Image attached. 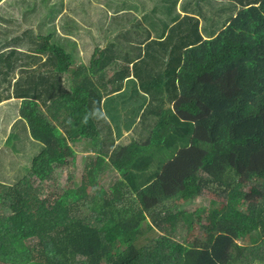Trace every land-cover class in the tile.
Here are the masks:
<instances>
[{
  "label": "trees",
  "instance_id": "obj_1",
  "mask_svg": "<svg viewBox=\"0 0 264 264\" xmlns=\"http://www.w3.org/2000/svg\"><path fill=\"white\" fill-rule=\"evenodd\" d=\"M175 4L161 9L172 10ZM191 4V27L186 29L191 37L179 42L180 52L168 62L148 53L137 61L153 73L148 78L157 87L138 90L129 79L131 95H118L126 102L134 99L131 107L137 111L149 101L144 117H130L128 107L124 119L113 115L115 97L104 107L113 125L105 131L108 137L112 130L120 136L121 126L128 130L127 125L138 124L140 133L145 130L144 143L126 149L129 158L118 166L127 182L123 186L139 204L137 220L121 226L126 241H137L154 228L160 235L139 250L129 246L112 255L105 234L115 228L109 209L122 198L106 195L110 180L104 178V167L95 159L84 160L79 187L60 185L57 171L67 164L66 157H74L67 138L95 140V127L102 132L106 123L93 116L95 109L100 112V97L68 88L64 74L70 59L57 48L62 59L44 74L43 58L33 57L32 75L26 78L30 90L14 97L0 93L2 102L16 99L19 105V115L4 127L5 139L0 140V264H264V0ZM161 30L157 36L163 38L166 31ZM39 52L43 56V47ZM162 81L168 91L159 92ZM158 151L167 160L146 183L138 182ZM96 158L102 161V156ZM32 179L40 184L33 187ZM208 183L226 186L224 203L210 204L206 231L186 245L177 240L192 216L186 207ZM91 202V212L82 216L79 209Z\"/></svg>",
  "mask_w": 264,
  "mask_h": 264
},
{
  "label": "crops",
  "instance_id": "obj_2",
  "mask_svg": "<svg viewBox=\"0 0 264 264\" xmlns=\"http://www.w3.org/2000/svg\"><path fill=\"white\" fill-rule=\"evenodd\" d=\"M174 1L0 0V93L8 92L14 97L15 92L30 90V83L26 78L32 75L33 57L43 58L44 74L46 70L55 66V60L62 59L61 54L60 56L56 54L57 48H60L67 59H70V66L64 74L68 88L87 92L94 96L95 100L100 97V112L95 109L93 116L98 115L106 123L102 132L99 131L101 126L95 127L94 130L99 132L95 140L67 138L68 145L73 150V158L77 157L84 164V160L89 163L95 159L104 167L105 179L113 178L118 183H127L123 179L124 173L118 166H121L127 157L126 149L144 143L145 130L140 133L143 127L137 122V125L132 127L127 125L128 130L121 126L120 136L117 137L116 132L112 130L113 133L108 137L105 131L110 132L109 125H113L105 116L104 107L108 98L115 97L113 103L110 102L113 115L118 114L124 119L125 107H128L133 113L130 117L135 116L137 121L144 117V108L149 101L137 111L136 107H131L134 105V99L126 102L122 95H118L123 93L131 95L129 93L132 91H129L126 82L129 79L135 80L138 90L157 87L152 85L148 78L153 73L139 66L137 61L148 53L151 59L168 62L169 59H173V54L180 52L181 40L183 39L184 44L186 39L190 40V31L188 30L186 37V29L191 27L192 0H176L175 8L172 10L161 9L162 6H168L169 2ZM201 26L202 19H199V27ZM161 29L166 31L163 38L157 36L162 33ZM52 45L55 47L49 48ZM41 47L43 56L41 52L37 53ZM134 70L138 71L141 80L134 78L136 73ZM159 74L161 79V72ZM163 82L159 83V92L169 90L168 85ZM170 88L172 91L171 85ZM0 97L2 140L5 139L4 127L9 122L12 124L19 115V105H16L18 104L16 99L2 102L4 96ZM76 113L80 115L79 110ZM137 126L139 129H134ZM106 137L107 141L102 144L101 141H105ZM98 144L103 146L100 148ZM141 152L142 149L140 155ZM156 153L159 155L153 159L151 169L147 168L143 176L137 177L138 182L146 183L150 174L157 173L164 160H167L162 157L160 151ZM100 156L102 161L96 158ZM171 156L172 154L169 155V159ZM63 186L66 189V185Z\"/></svg>",
  "mask_w": 264,
  "mask_h": 264
},
{
  "label": "rangeland",
  "instance_id": "obj_3",
  "mask_svg": "<svg viewBox=\"0 0 264 264\" xmlns=\"http://www.w3.org/2000/svg\"><path fill=\"white\" fill-rule=\"evenodd\" d=\"M75 158L76 159L66 157L65 160L67 161V164L59 167L62 170L57 171V173L59 174L58 178L60 181V185H66V189L68 190L77 189L80 185V182H82L84 163L78 160L77 157ZM32 182L34 183L33 187H37L40 184L39 181H36L34 179H32ZM108 184H110L111 187L110 185L107 186L106 195L114 193L115 197L119 195L122 198V202L120 204H115L109 209L112 211L109 217L111 219L112 225H114L115 228L108 229L105 234L106 239L111 243L112 255L120 253V251L128 248L129 246H131L135 250H139L151 241L156 240L160 233L154 228L150 232H147L142 237H140L137 241H134L132 243L126 241V235L123 232L121 226L126 221L137 220V218L133 217L136 214V208L139 204L136 202V198L131 195L128 188L124 187L122 183H118V181H114L112 178L108 182ZM63 187L65 188V186ZM41 189L43 191V186L41 187ZM203 189L205 191L201 195H195V197L190 200L189 206L186 207V210L192 213V216H190L187 225L182 224V228L184 229L180 231V234H182V238L177 239L178 241H181L182 239V242H185L186 245L195 244L197 242V236L200 237L204 233V231H206L205 229L208 227L207 215L208 212L212 211L210 204L214 201H217L218 203H224L225 200V196L223 194L226 193V186H221L220 188H218L217 183H208L206 185V188ZM246 190H248V188ZM69 203V200H65L64 202V204ZM94 203L99 204L100 199L94 200ZM94 203L91 202L88 208L79 209L82 216H87L91 212L90 207H93ZM195 214L200 216L201 222L198 221ZM91 222L94 223L93 220ZM244 243L248 244V241L245 240ZM238 244L243 245V242H239ZM34 264L38 263L34 262ZM246 264L262 263H258V261L253 262L252 260H248Z\"/></svg>",
  "mask_w": 264,
  "mask_h": 264
}]
</instances>
